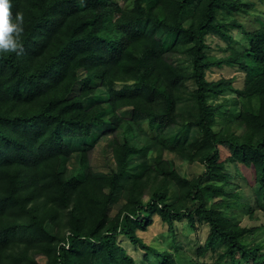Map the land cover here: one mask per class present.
I'll list each match as a JSON object with an SVG mask.
<instances>
[{
    "label": "trees",
    "instance_id": "obj_1",
    "mask_svg": "<svg viewBox=\"0 0 264 264\" xmlns=\"http://www.w3.org/2000/svg\"><path fill=\"white\" fill-rule=\"evenodd\" d=\"M11 3L25 23L23 54L0 55V264H137L124 241L148 264H179L140 235L155 216L173 236L183 221L209 226L196 264H264V224L241 225L248 204L231 188L251 170L264 211V0ZM225 66L243 88L207 78ZM110 133L115 167L95 172L90 153ZM71 141L83 145L74 175ZM170 155L204 170L183 176Z\"/></svg>",
    "mask_w": 264,
    "mask_h": 264
},
{
    "label": "rangeland",
    "instance_id": "obj_2",
    "mask_svg": "<svg viewBox=\"0 0 264 264\" xmlns=\"http://www.w3.org/2000/svg\"><path fill=\"white\" fill-rule=\"evenodd\" d=\"M247 23L246 27L249 30L253 29L257 25ZM233 33L236 37V42H244L243 34L240 33L238 29H235ZM208 41L212 46H214L216 43L219 47L225 46V43L218 37L212 38V36H210ZM218 46L215 45L212 47L210 53L221 56L225 55L219 52ZM177 58V56L175 58H172L170 55L168 56L170 61L173 59L177 60ZM207 78L210 81H217L222 78L233 79L234 86L239 89L244 87L246 79L245 73L240 68L232 66H225L221 68L214 67L207 72ZM222 98L229 99V101H234L235 94L231 91H228L223 94ZM107 101H109V96L106 93H102L94 102L107 103ZM223 126L224 125L220 121V123L216 125L215 129L219 130L220 128H223ZM114 136H116L115 133L107 134L104 139L99 142L91 151L90 164L95 172L106 173L115 167V161L110 147V142ZM139 139L142 140L140 137ZM70 146L73 153L67 162V168L69 173L74 175L79 169L80 150L83 148V145L77 141H71ZM170 156L174 160L177 170L183 176L189 178L197 177L204 170L203 165L200 163H191L187 160H184L182 157L179 158L175 157L174 155ZM141 160H139V162ZM253 177L254 175L251 170L242 169V175L237 176L233 180V186L231 187L232 189L239 188L244 196L243 200L248 204L246 208L237 211L241 225L248 227L264 224V211L258 207L255 196L253 195L254 190H257V186L254 185ZM117 195L119 202L112 212L114 215L120 211L121 206L125 204L128 197L127 192L124 191H118ZM249 208L255 211L254 217H250V214L248 213ZM176 225H178V227H176L177 234L173 236V234L169 231L168 225L164 223L159 217L155 216L153 225L149 227L148 231L140 232V235L148 243L156 244L160 248H164L168 245L170 252L176 255L179 264H196L200 247L204 245V242L209 234V226L206 223H196L193 225L186 221H183L181 224L177 223ZM49 229L54 231V228L51 225H49ZM123 244L127 252L136 259L137 264H148V262H146L145 255H143L142 249L135 248L129 242L124 241ZM213 258L214 256H212L211 252H209L207 256L204 257L207 262H211ZM38 260L42 264L47 263L44 256H39Z\"/></svg>",
    "mask_w": 264,
    "mask_h": 264
},
{
    "label": "clouds",
    "instance_id": "obj_3",
    "mask_svg": "<svg viewBox=\"0 0 264 264\" xmlns=\"http://www.w3.org/2000/svg\"><path fill=\"white\" fill-rule=\"evenodd\" d=\"M24 14L12 13L11 0H0V55L23 54Z\"/></svg>",
    "mask_w": 264,
    "mask_h": 264
}]
</instances>
